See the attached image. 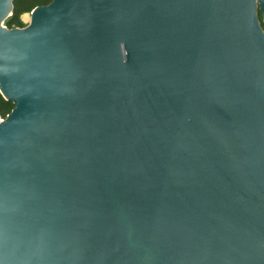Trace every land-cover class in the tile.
Segmentation results:
<instances>
[{"label": "water", "instance_id": "water-1", "mask_svg": "<svg viewBox=\"0 0 264 264\" xmlns=\"http://www.w3.org/2000/svg\"><path fill=\"white\" fill-rule=\"evenodd\" d=\"M256 3L51 0L0 27V264H264Z\"/></svg>", "mask_w": 264, "mask_h": 264}, {"label": "trees", "instance_id": "trees-1", "mask_svg": "<svg viewBox=\"0 0 264 264\" xmlns=\"http://www.w3.org/2000/svg\"><path fill=\"white\" fill-rule=\"evenodd\" d=\"M51 0H13L12 12L5 20L7 27H22L24 22L21 16L25 13H29L34 7L47 5ZM261 13L258 17L261 19ZM14 103L11 99H6L0 93V117L4 118L12 109Z\"/></svg>", "mask_w": 264, "mask_h": 264}, {"label": "flooded vegetation", "instance_id": "flooded-vegetation-1", "mask_svg": "<svg viewBox=\"0 0 264 264\" xmlns=\"http://www.w3.org/2000/svg\"><path fill=\"white\" fill-rule=\"evenodd\" d=\"M33 9H34V8H33ZM33 9H32V10H33ZM32 10H31V11H32ZM31 11H30V12H31ZM30 12H29V14H30ZM8 17H9V16H7V18H8ZM7 18H6V19H7ZM6 19H5V20H6ZM5 20L1 22L0 27L6 28V29H11V28H25V27L29 24V22H28L27 25H24V26H22V27H10V28H9V27H7V25H6ZM0 44H1V42H0ZM33 52H34V51H33ZM33 52H32V53H33ZM25 55L28 56L27 54H25ZM34 55H38V52H37L36 50H35V52H34ZM38 60H39V59H38ZM40 66H41V67H40ZM40 66L38 65L37 68H34V69L37 70V72L39 71V75L41 74V68L44 67L43 65H40ZM56 66H57V65L55 64V66H54L53 69L57 68ZM62 67H63V64H62ZM44 69H45V67H44ZM58 69H59V65H58L57 70H58ZM36 70H35V71H36ZM25 72H26V71H23L22 69H21L20 71H17V72H16L17 74H16V76H15V78H16L15 82H19V83L22 84V85H24V83H25V84L27 85V81H28V80H27V76H26L27 73L25 74Z\"/></svg>", "mask_w": 264, "mask_h": 264}, {"label": "rangeland", "instance_id": "rangeland-1", "mask_svg": "<svg viewBox=\"0 0 264 264\" xmlns=\"http://www.w3.org/2000/svg\"><path fill=\"white\" fill-rule=\"evenodd\" d=\"M256 13H257V19H258L259 26L261 27L262 32L264 34V23L262 21L263 20L262 16H261V19H260V17H258L259 13H261L260 10H259V4L258 3H256ZM29 18H30V14L29 13H25V14H23L21 16V19H22V21L24 22L25 25L28 24Z\"/></svg>", "mask_w": 264, "mask_h": 264}]
</instances>
